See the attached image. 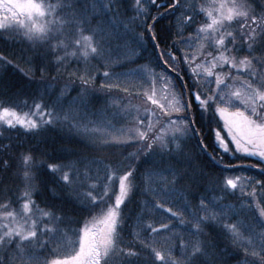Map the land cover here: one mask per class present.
I'll return each instance as SVG.
<instances>
[{
	"label": "snow or ice",
	"instance_id": "obj_1",
	"mask_svg": "<svg viewBox=\"0 0 264 264\" xmlns=\"http://www.w3.org/2000/svg\"><path fill=\"white\" fill-rule=\"evenodd\" d=\"M152 8L168 11L152 16ZM172 16H176V32L168 30V35L176 39L161 48L156 24ZM0 42L19 45V59L29 66L22 68L0 53V67L18 69L28 86L44 89L39 102L34 96L30 106L20 98L25 84L17 87L0 77V136L22 129L24 135L35 137L58 125L69 132L77 127L68 122V114L61 120L56 113L59 70L69 57L85 63L83 74H73L80 82L82 102L89 94L111 97L113 90L141 100L139 105L121 106L114 114L113 119L127 120L126 127L117 129L111 121L97 124L82 146L93 151L138 145L125 157L131 163L113 165L81 149L64 148L60 163L47 164L52 191L62 194L72 216L55 205L36 203L34 181L45 162H36L31 149L20 155L23 190L17 188V195L0 203L4 255L9 249L18 252L22 264H225L229 243L223 247L221 243L227 241L237 250L244 247L243 264H264V196L256 199L257 190H264V179L209 180L184 152L185 138H199L202 151L212 148L214 161L216 153L221 160L225 154L236 160L255 158L262 165L258 175L264 177V0H0ZM145 43L152 44L154 66L150 61L129 68L146 50ZM93 60L103 62L106 69L99 87L88 67ZM53 64L58 75L50 83L45 72ZM33 65H38L40 81ZM136 77L143 83L135 93L122 86ZM74 85L70 76L59 89L60 96L70 87L75 90ZM110 106L117 107L116 102ZM205 124L214 133L211 145L204 144ZM11 148V143L0 140V172L12 166ZM56 151L53 148V154ZM48 159L56 157L48 155ZM254 168L256 164L228 163L222 170ZM205 180L212 187L197 195L200 181ZM248 186L251 192L245 191ZM238 189L242 197L251 199L239 208L225 203ZM136 194L144 199L133 217L125 209ZM176 204L180 208L174 210ZM241 214H246L243 222L237 219ZM157 216L159 227L154 226ZM173 218L188 236L172 233L165 238L167 249L158 250L154 238L172 232L177 225L164 220ZM129 227L132 242L125 245L121 233ZM69 234L72 239L61 247ZM49 245L55 258L41 262L33 252L25 259L27 249ZM0 264H6L2 255Z\"/></svg>",
	"mask_w": 264,
	"mask_h": 264
},
{
	"label": "trees",
	"instance_id": "obj_2",
	"mask_svg": "<svg viewBox=\"0 0 264 264\" xmlns=\"http://www.w3.org/2000/svg\"><path fill=\"white\" fill-rule=\"evenodd\" d=\"M52 2H55V0H52ZM159 3L160 0H157ZM168 11L167 8H152L151 15L156 16L158 12H166ZM179 15V13H177ZM199 19V18H198ZM149 23H152L151 19L148 21ZM186 30L184 32V36L187 37L190 34V31L194 30ZM234 27L238 28L239 25H234ZM168 30H170L172 33L176 32V16L169 17L168 19H161L156 24V33L158 36L161 37L162 41L160 43V47L164 48L165 43H171L173 39H176L175 35H168ZM139 31V29H138ZM164 37H167L166 40H164ZM181 48H184L185 46L181 45ZM144 48L146 49L143 52H140V54L135 57L136 63L130 64L129 68H136L140 65H148L150 61L153 62V66L155 63V56L152 53V44L151 43H145ZM196 45H193V50H195ZM187 50V49H186ZM19 51L20 46L19 45H13L11 42L4 43L0 42V53H3L5 55H8L9 58H12L15 63H18L20 67L22 68H28L29 66L24 64L23 61L19 59ZM71 51V49L69 50ZM137 52L140 50L137 49ZM63 55V53H61ZM182 58V56H181ZM54 59V58H53ZM101 62L100 64H97L95 60L90 61L88 67L93 71L94 74H96V87H99V85L104 81L103 78V72L106 70L102 66ZM34 70H36V80L40 81V72L38 70V65L32 66ZM183 69H186V66L181 65ZM85 69V63L82 59L77 60L75 57H69L64 65L60 66L59 70V76L60 79L57 83V92L56 95L60 97V103L56 107V113L59 116L61 120H63L65 114H68L69 116V123L75 124L77 127L73 128L71 132H69L68 128L64 125H58L55 127H52L51 130L44 131L40 135L33 137L32 135H24L23 130L20 129L19 132L16 130H9L4 134V136H0V140L3 141L4 144L11 143L12 148L10 151V155L12 156L11 160V168L7 170V172H0V203L6 201L9 196L14 197L17 195V188H20V190H23V184L21 180V176L23 173V167H22V161L20 159V155L27 154L29 149H31V154L36 158V162H39L43 160L45 162V166L40 170L37 179L34 181L36 185V191L33 194V199L36 201L37 204H39L41 207H43L46 203L55 205L57 209L63 208L65 212L69 216L74 215V213L71 211V206L63 203V196L59 191L53 192L52 191V184L49 183L51 180V174L47 171V164L49 163H60L62 157H64L66 154L62 151L64 148L68 149H81L85 152V154L95 157L97 159H102L106 162H110L113 165L120 164V165H127L131 163V161L125 160V157H127L130 153H134L137 150L138 145L133 146H111V147H105L102 150H93L88 151L83 149V144L88 142V137L93 128L97 126V124L106 123L108 121H111L117 129L123 128L127 126V120L121 119L119 116H116L115 119H113V116L115 113L120 111L121 106H127L129 102H131L132 105H139L141 103V100L139 97L132 98L127 93L123 91H117L113 90L111 97H103L101 95L100 98H93L91 94L86 96L83 100L78 96V93L80 91V82L79 80L75 79V75L73 74H83V71ZM98 69V72L96 71ZM118 72L127 71V69H116ZM157 72L160 71L159 68L155 69ZM227 71V69H225ZM31 74V73H30ZM53 75H58L56 66L53 64L48 70L45 72V79L51 83V77ZM173 77L175 76V73H172ZM71 76L72 80H75V85L73 86L75 90H73L72 87L65 90V94L63 96H60L59 89L64 88V85L69 82V78ZM0 77H3L6 81L9 83L16 84L17 87H19L21 84H25L26 86L21 89L22 95L21 99H26L28 101V104L31 106L33 98H37V101L39 102V97L44 94V89L41 87L37 89L36 86H28L26 78L23 76V74L18 69L9 68L7 71L3 67H0ZM143 83V81L136 77L134 79L130 78V81L127 84H123L122 86L128 87L130 92L135 93L139 90V85ZM16 89L14 88L13 91ZM55 99V98H54ZM106 101H107V107H106ZM115 101L117 107H111L110 105L112 102ZM44 102H48V96H44ZM150 106V105H149ZM23 111H28V108H24ZM142 111V110H141ZM74 117V119H73ZM173 119L176 118V114H173ZM47 119V117H45ZM147 123V121H145ZM87 127L88 131H85V128ZM199 127V125H198ZM107 132H111V129H105ZM203 133L205 136H207V139L204 140V144L211 145L213 139H214V133H209L208 126L205 124ZM226 135V134H225ZM7 137V138H5ZM197 139H189L185 138L184 143V152L192 158V161L194 164L198 165L205 174H207L209 180H216V179H223V177H235V176H255L256 179H264V177H261L258 175V169L260 166H262L258 160L255 158H246L243 160H236L229 154H225L223 156V159L221 160V156L219 153H216V160L214 161L211 158L212 154V148L208 147L206 151H202L201 147L197 144ZM53 148H55L57 151L53 154ZM47 153L48 155H54L56 159L49 160L48 155H45ZM239 155V154H237ZM7 158V156H5ZM217 161H220V163H217ZM232 163L234 165L236 164H244V165H252L256 164L257 168L249 169V170H237V171H223V165ZM146 167V165H145ZM141 171H143V168H141ZM212 185L208 183L207 180L200 181V187L197 191V195L204 192L205 189H210ZM83 191V190H82ZM245 191L251 192L252 189L250 186L246 187ZM209 195L211 196L212 193L209 192ZM264 196V190H257V201L260 200V198ZM144 199L139 194H136L132 197L131 203L128 204L127 208L125 209V212L128 214H131L133 217H135L136 213L138 212V203ZM251 197H242L241 190L238 189L235 191V194L231 196L225 203L227 204H233L236 205L237 208H239L242 201L250 200ZM198 203V201H195ZM14 207H18V205H14ZM180 208V204H176L174 207V210H177ZM246 214H241L237 217L240 221L245 220ZM258 215V212L256 213ZM185 220H188L189 217L185 213L184 214ZM155 223L154 226L159 227V217H155ZM145 222H149L146 218ZM165 223H174L177 226L172 229V232H161L159 235L155 236V247L158 250H166L168 247V243L166 242L165 238L170 237L172 233H179L185 237L188 236V233L184 230L183 226L179 225V222L176 221L174 218L171 220L165 219ZM131 223V222H130ZM74 226V225H73ZM131 231V228H125L124 232L121 233V237L123 240V243L125 245L132 242V236L129 235V232ZM146 238V234H145ZM72 237L69 234L67 237H65L63 244L61 247H64L67 245L68 241L71 240ZM224 243H229V247L227 249V252L225 253L223 259L225 261V264H243L244 260V247L240 246L239 249H235L233 246H231L230 242L222 241L221 246H224ZM53 245H49L48 249H40L39 246H36L35 249H27L25 259H27L28 255H31L33 252L38 256L39 260L43 262L46 259H52L55 258V254L52 253ZM251 250V249H249ZM5 250L0 249V255L3 256L5 259L6 264H22V261L20 259L19 253L14 252L13 250L9 249L7 250L6 255H4ZM231 253V255H229ZM178 257V252L176 253ZM251 259V257H250Z\"/></svg>",
	"mask_w": 264,
	"mask_h": 264
}]
</instances>
